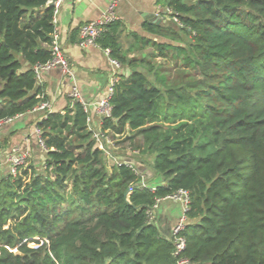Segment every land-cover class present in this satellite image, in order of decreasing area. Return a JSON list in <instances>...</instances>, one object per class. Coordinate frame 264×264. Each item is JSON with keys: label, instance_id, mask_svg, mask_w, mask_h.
<instances>
[{"label": "trees", "instance_id": "trees-1", "mask_svg": "<svg viewBox=\"0 0 264 264\" xmlns=\"http://www.w3.org/2000/svg\"><path fill=\"white\" fill-rule=\"evenodd\" d=\"M47 1L0 0V121L47 102L34 72L52 58ZM165 1L179 24L143 29L169 43L118 20L97 39L129 70L103 130L163 183L108 158L79 101L48 112L43 163L0 170V264H177L149 213L180 190L192 264H264V0Z\"/></svg>", "mask_w": 264, "mask_h": 264}, {"label": "crops", "instance_id": "crops-1", "mask_svg": "<svg viewBox=\"0 0 264 264\" xmlns=\"http://www.w3.org/2000/svg\"><path fill=\"white\" fill-rule=\"evenodd\" d=\"M113 2L116 3L115 14L118 21L125 25L127 33L135 32L147 39L169 43V40L153 37L143 29L145 23L168 24L173 21L167 12L168 5L165 0H65L58 15L56 29L58 40L69 60L72 76H66L60 70H51L40 75L37 82L45 90L50 109L16 117L0 126L1 155L6 149L7 158L11 148L19 146L30 150L32 162L41 165L45 154L41 152L37 142V122L48 112H63L73 101L69 96L73 89H77L81 97L92 105L91 123L94 127L100 126L94 104L107 95L113 69L108 55L101 47L83 49L78 46L79 30L85 23L99 19ZM128 71L122 67L120 73ZM141 168L150 174L147 177L149 183L159 181V177L150 167ZM158 205L156 225L164 237L171 238L172 229L181 217V205L170 200H162Z\"/></svg>", "mask_w": 264, "mask_h": 264}, {"label": "built area", "instance_id": "built-area-1", "mask_svg": "<svg viewBox=\"0 0 264 264\" xmlns=\"http://www.w3.org/2000/svg\"><path fill=\"white\" fill-rule=\"evenodd\" d=\"M65 0H48L47 6L52 8L53 11V24L55 26L54 33L52 35V43L50 45V51L52 53V58L45 64H40L34 67V72L36 74L37 79L40 77V75L44 72L51 71V70H60L62 71L66 76H72V70L70 67V63L68 58L66 57L63 48L58 40V34H57V21H58V15L60 13V10L63 6ZM115 7L116 3L113 2L109 8L103 13V15L94 21H90L85 23L81 26L79 30V42L78 46L85 49L88 47H99L97 44V39L104 33L107 26L118 20L116 14H115ZM167 12L169 15L174 19L175 22L179 23L176 16H173V11L168 8ZM105 53L109 57L110 64L112 65V77L110 81V85L108 87V93L107 95L102 98L100 101L96 102L94 104L95 110L97 112V115L99 117L100 126L94 127L91 123L90 118V109L92 105L88 102H86L80 95L79 91L77 89H73L69 96L76 101H79L86 113L88 114V122L90 130L93 133V139L96 141L98 147L100 150H103L106 152L108 158H114L116 160L115 153L113 151L115 144L114 140L112 139L110 132L108 130H103V122L106 119L111 118L112 114V107H111V97L114 92V87L118 83L121 75L122 65L115 59H112L109 55V50H105ZM50 109V105L45 102L41 103L40 105L36 106L32 112H40V111H48ZM19 117V116H18ZM47 116L46 114L42 117V119H45ZM13 119L0 121V126L5 125L12 121ZM35 134L37 136V142L39 145V148L43 154H46L48 149L45 145L44 139L42 137V132L38 127L35 129ZM137 153V152H134ZM31 158L30 150H25L19 146H14L11 148L9 155H8V162L10 163V166L8 168V172L16 176L19 169L26 165L28 163V160ZM118 165H127L129 167L134 168V163L130 160H125L121 162H117ZM142 186H146L145 181H143ZM132 188H130L131 191ZM154 189V188H153ZM162 200H172V201H180L183 204V213L177 222V224L172 229V236L171 240L174 244V251L173 255L177 259V264H192L191 261L186 258L183 254L186 250V240L182 236V232L186 227V224L188 222V219L186 217V213L189 209V198L186 191L180 190L176 194L166 197ZM162 200H158V203ZM157 203V204H158ZM157 206V205H156ZM155 206V207H156ZM154 207V208H155ZM152 212V211H151ZM149 213V215L151 214Z\"/></svg>", "mask_w": 264, "mask_h": 264}, {"label": "rangeland", "instance_id": "rangeland-1", "mask_svg": "<svg viewBox=\"0 0 264 264\" xmlns=\"http://www.w3.org/2000/svg\"><path fill=\"white\" fill-rule=\"evenodd\" d=\"M173 21H174V19H173ZM175 22V21H174ZM177 23V22H176ZM177 24H179V23H177ZM157 61L158 62H163L162 60H160V59H157ZM114 144H115V146L116 147H114V149H113V151H114V153L118 156L117 158H116V160H113V162H121L122 160L123 161H125L124 159H131V160H134L135 162H136V164H137V167H141V166H143V167H148L150 164H151V162H152V159H153V157H149V156H140L138 153H134V152H131V151H128V150H126L125 148H123L122 146H117V144H116V140L114 141ZM5 153H7L6 152V149L4 150V153H3V155H1L0 154V170L2 171V172H4V171H6V170H8V168H9V166H10V163L7 161L8 159V157L6 158V155L7 154H5ZM127 157V158H126ZM122 158V159H121ZM111 161H112V159H110ZM33 160H32V157L28 160V162H32ZM111 161H109V160H107V164H108V166L110 167V166H112V162ZM152 172V171H151ZM152 174V173H151ZM144 178H145V180H146V182L148 181V179H147V177L148 176H150V174L148 175L147 173H145V171H144ZM152 182H156V183H153V184H160V183H162V178H160L159 177V181L158 180H154V181H152ZM148 183V182H147ZM150 185V184H149ZM170 201H172V200H170ZM173 202H175V204H178V205H181V215H182V213H183V204L180 202V201H173ZM160 203V202H159ZM158 203V204H159ZM157 204V206L152 210V212H151V214H150V220L153 222V223H155L156 224V220L158 219V214H157V211L159 210L158 208V205ZM179 221V220H178ZM177 221V222H178ZM177 224V223H176ZM175 224V225H176ZM174 228V227H173Z\"/></svg>", "mask_w": 264, "mask_h": 264}, {"label": "water", "instance_id": "water-1", "mask_svg": "<svg viewBox=\"0 0 264 264\" xmlns=\"http://www.w3.org/2000/svg\"><path fill=\"white\" fill-rule=\"evenodd\" d=\"M134 70L136 71L137 69H136V68H134Z\"/></svg>", "mask_w": 264, "mask_h": 264}]
</instances>
